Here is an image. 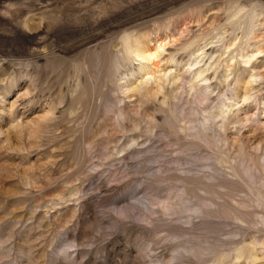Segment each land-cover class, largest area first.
I'll return each mask as SVG.
<instances>
[{
    "label": "rangeland",
    "instance_id": "rangeland-1",
    "mask_svg": "<svg viewBox=\"0 0 264 264\" xmlns=\"http://www.w3.org/2000/svg\"><path fill=\"white\" fill-rule=\"evenodd\" d=\"M0 264H264V0H0Z\"/></svg>",
    "mask_w": 264,
    "mask_h": 264
},
{
    "label": "bare ground",
    "instance_id": "bare-ground-1",
    "mask_svg": "<svg viewBox=\"0 0 264 264\" xmlns=\"http://www.w3.org/2000/svg\"><path fill=\"white\" fill-rule=\"evenodd\" d=\"M233 15H235V14H233ZM165 44H166L165 40H160L159 38L156 39L155 43H152L151 41H149L148 38H139L134 42V51L133 52H134V55L137 57H141L142 59H145L147 61H152L153 59H155L160 54V51L163 49ZM249 59H250V57H249ZM143 82L145 83V81H143ZM195 84H196L195 82H194V84L192 83L190 85V88L195 89L196 88ZM197 92L199 95H202L204 92V89L199 88V89H197ZM202 125H205L204 121H202ZM193 128H198V126L193 124V125L189 126L188 129H193Z\"/></svg>",
    "mask_w": 264,
    "mask_h": 264
}]
</instances>
